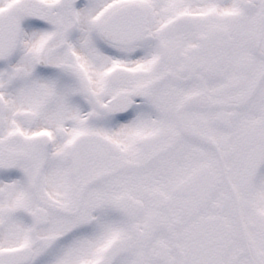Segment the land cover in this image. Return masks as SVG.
I'll return each mask as SVG.
<instances>
[{
	"label": "snow or ice",
	"instance_id": "obj_1",
	"mask_svg": "<svg viewBox=\"0 0 264 264\" xmlns=\"http://www.w3.org/2000/svg\"><path fill=\"white\" fill-rule=\"evenodd\" d=\"M0 264H264V0H0Z\"/></svg>",
	"mask_w": 264,
	"mask_h": 264
}]
</instances>
